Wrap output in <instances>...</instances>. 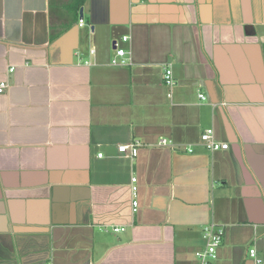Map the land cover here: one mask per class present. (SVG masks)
Here are the masks:
<instances>
[{"label":"crops","instance_id":"0c3cea01","mask_svg":"<svg viewBox=\"0 0 264 264\" xmlns=\"http://www.w3.org/2000/svg\"><path fill=\"white\" fill-rule=\"evenodd\" d=\"M1 83L0 264H264V0H0Z\"/></svg>","mask_w":264,"mask_h":264},{"label":"built area","instance_id":"2783aa9c","mask_svg":"<svg viewBox=\"0 0 264 264\" xmlns=\"http://www.w3.org/2000/svg\"><path fill=\"white\" fill-rule=\"evenodd\" d=\"M79 25H83V20L80 19ZM122 42H126L127 38L123 37L121 39ZM115 55L111 59L110 63L113 66L116 67H127L130 65V58L128 57V53L123 48L119 47L118 43L113 44ZM13 69H10L9 72H12ZM163 83L168 88H172L175 84L173 75H172V69L170 65H167L164 67L163 71ZM6 88L5 83L0 84V93L3 92V90ZM201 100H205V96L203 94H200L198 96ZM200 142L202 146L209 152H215V151H225L228 150L229 146L227 143H220L216 140L214 130L213 129H207L205 130L201 136H200ZM169 143L165 139H160L158 141V146H167ZM139 143L134 142L129 145H122L118 147V152L120 153H128L131 158H135L137 156ZM101 157V154L98 155ZM136 183V179H132V184ZM137 187L134 185L132 187V193L133 196L136 194ZM138 202L137 200H134L132 202L133 212L136 211ZM122 230V229H121ZM114 231H119L118 228H115ZM224 236V228L223 226L216 225V224H210L204 227L203 230V238L205 240V247L197 251L195 253V257L197 258L199 264H209V262L215 261L217 259V249L220 246L222 239ZM249 256L254 259V262L256 264H260L261 260L257 258L256 250L255 248H251L249 250Z\"/></svg>","mask_w":264,"mask_h":264},{"label":"water","instance_id":"95a60500","mask_svg":"<svg viewBox=\"0 0 264 264\" xmlns=\"http://www.w3.org/2000/svg\"><path fill=\"white\" fill-rule=\"evenodd\" d=\"M83 17V14H82V11H80V18H82Z\"/></svg>","mask_w":264,"mask_h":264},{"label":"rangeland","instance_id":"374dc122","mask_svg":"<svg viewBox=\"0 0 264 264\" xmlns=\"http://www.w3.org/2000/svg\"><path fill=\"white\" fill-rule=\"evenodd\" d=\"M197 260V259H196Z\"/></svg>","mask_w":264,"mask_h":264}]
</instances>
